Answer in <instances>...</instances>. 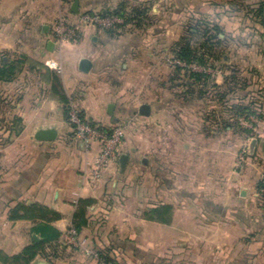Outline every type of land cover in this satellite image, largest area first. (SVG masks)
<instances>
[{
	"label": "crops",
	"instance_id": "1",
	"mask_svg": "<svg viewBox=\"0 0 264 264\" xmlns=\"http://www.w3.org/2000/svg\"><path fill=\"white\" fill-rule=\"evenodd\" d=\"M59 2L0 0V57L15 63L26 58L17 63L19 71L14 80L0 81V122L7 123L0 128V252L13 256L42 242L31 264L38 260L98 264L93 255L77 245L70 232L78 201L91 198L95 202L88 206V224L77 238H86L98 251L110 249L122 264H174L173 257L175 264H199L194 250L197 243L221 253L225 257L222 264H236L230 261L233 250L245 254L242 264H260L264 211L251 209L258 196L257 186L264 178V125L253 136L259 140L254 154L248 150L250 137L240 136L232 142L237 135L231 127L216 129L210 119H201L199 109H193L190 123L183 125L179 108H172L169 97L160 101L141 99L148 97V88L154 87L151 81L158 80L168 94L166 69L159 75L154 73L145 93L137 91L131 100L138 113L142 104H149L151 114L145 117L142 131L128 126L125 129L130 133L123 143L122 153L129 155L125 171L119 173L117 161L104 170L101 178L88 179L85 170L97 146L87 151L71 130L65 104L54 91V74L58 73L46 61L61 64L59 77L68 104H75L88 119L115 123L124 107L116 101L118 89L108 80L113 70L106 68L105 55L97 48V27L81 24L77 41L49 49ZM79 3L81 11V0ZM84 57L93 61L89 72L79 69ZM201 100L197 102L207 107L209 116L213 102ZM110 103L115 105L112 115L108 113ZM49 126L57 127L56 140L34 138L38 128ZM138 133H144L142 146L134 144ZM155 133H160L158 141ZM7 137L10 139L3 141ZM243 147L249 156L237 167V151ZM135 156L140 157V164ZM154 157L159 159L158 166L152 162ZM140 173L143 176L139 178ZM143 182L158 186L154 193L159 195L160 204L172 205L170 223L145 217L153 196L150 190L141 189ZM233 201L245 207L244 215H238L235 221V209L223 205ZM33 205L46 208V214L40 216L34 211L25 217H13L17 207ZM18 213L24 214L22 210ZM246 221L254 226L248 228ZM233 234L239 236L234 248L230 242ZM249 256H254L255 262ZM0 264L7 263L0 259Z\"/></svg>",
	"mask_w": 264,
	"mask_h": 264
},
{
	"label": "rangeland",
	"instance_id": "2",
	"mask_svg": "<svg viewBox=\"0 0 264 264\" xmlns=\"http://www.w3.org/2000/svg\"><path fill=\"white\" fill-rule=\"evenodd\" d=\"M59 1L61 3L59 2L60 6L57 10L56 19L64 12H71L70 5L73 2V0ZM257 1L259 0H81L82 9L78 13H98L107 21V23L102 26L89 23L84 25H92L99 30H97L96 33L99 39L97 48L105 55L104 63L106 64V68L113 70L112 76H110L108 80L113 84L115 89H118L117 92L120 94L116 101L119 104H123L121 106L124 107L121 118L115 123H102L90 119L89 121L95 125H102L103 129L109 133L113 131L114 128L121 127L124 133L122 140L123 144L126 136L128 137L130 134L126 133L125 129L127 126L142 131L145 124L144 121L146 116L142 114L140 116L138 110H134L137 107L131 106V100H133V97L136 95L135 92L139 91L141 93L142 91V94L145 92L148 93V97H144L141 94L143 96L141 97L142 100L153 98L160 101L161 97H169L171 100L170 103L173 106L172 108H179V110L176 111L181 116L180 123L183 125L184 123H190L193 109H199L202 116L201 119H210L211 122L215 124L216 129L230 126L234 134L237 135H234L235 139L233 138L232 142L237 141L240 136H248L251 139L256 133L261 131V127L264 125V116L262 118L257 114L239 116V113L236 114L237 109L233 111L230 106L225 108V104L218 101V96L220 92H225L228 89L229 80L226 82V78L228 79L232 76V73H235L237 77L241 79H249V87H253L254 79L251 74L252 68L264 71V50L262 51L264 45L262 46L256 42L250 45L246 44L242 39H245V35L250 33L251 30L245 29V25H241L240 23V20L245 18L244 14L246 13L245 8L241 9L242 6H240V4L244 6L245 4L256 3ZM213 2L216 3L215 6ZM134 7L144 10L148 9L146 10L147 18L144 23H127L125 18L120 16V14L110 13L119 10V8H123L124 12L129 15ZM105 11L110 14L105 13ZM78 13H74L73 16L76 18ZM250 22L251 21L248 20L245 23ZM217 23L224 27V31L214 28L213 25ZM121 24L123 25L120 26ZM105 29H114V33L111 34L105 31ZM259 29L260 32L258 33L264 32V26L259 25ZM257 36L259 39L262 38L259 34ZM186 41L190 42L194 49L199 51V55H205V64L198 61L187 62L177 57L178 46L183 45ZM262 41L261 43H263ZM59 48H62V45ZM47 62L49 61H46V63ZM56 62L59 63L58 61ZM54 70L57 71L58 75L61 77V64L60 69ZM165 70L168 71V85L166 86L168 88L167 95H165V91L161 87L162 85L160 86L158 80L156 82L151 81L156 88H148L147 86L148 81L154 78V73L159 75V73H164ZM193 71L204 73L201 82L198 80L195 81L192 78L191 72ZM216 80L221 81V84H218ZM213 84L221 85V87L215 88ZM201 89L202 91H206L207 89L209 91L201 96ZM144 90L146 91L143 92ZM257 96H259L258 92L251 90L247 93L246 98H230L228 103L237 105L238 108L240 105H252L250 106L252 110L257 109L264 114V98ZM208 99L213 102L212 109L210 110V118H208V114L206 115V113H208L207 107H202L204 104L202 105L201 102H197L201 100L202 103H205ZM250 101L253 103L249 104ZM261 102L262 107H259L258 105ZM176 104L178 106H175ZM70 110L71 104L68 106L66 118L71 130L76 135V127L74 123L69 120ZM131 110H133V112H131ZM82 114L84 115L83 112ZM2 124L5 126L7 125V123ZM2 124H0V127ZM159 134L160 133H155L156 141L159 139ZM137 135L139 137L137 141L134 140V144L135 146H142L144 142V133H138ZM77 137V139H80L79 136ZM9 139L10 138L7 137L3 139V141L6 140L7 142ZM156 145L159 147V142H157ZM244 149L245 147L237 151V160L235 161L237 167L243 165L245 162H239L240 155L243 153ZM244 156L245 158L248 157V152H244ZM155 157L152 162L158 166L159 159ZM134 160L140 164L139 156H135ZM138 175L139 178L143 176L142 173ZM155 177H159V175L155 174ZM142 185L141 189H146V192L150 190L153 196L148 208L160 204L159 195H156L157 192L154 193L158 186L156 184L148 186L149 183L144 184V182ZM257 192L258 196L251 210L258 212L260 210L264 211V197L262 192L259 191L258 186ZM199 204L207 205L206 202H200ZM223 205L235 209L236 214L233 215V221L239 220L238 215H244L245 207L242 205V207H240L239 203L236 201L227 202ZM240 209L243 214H241ZM246 222L248 228L251 229L250 226H254L253 222ZM237 237L239 236L233 234L232 240L230 241L231 246L233 245L235 247V244L238 242ZM194 250L199 255V264H222L225 258L221 253L216 252L217 250L214 251L211 249L210 246L208 247L197 243ZM242 254V251L234 252L233 250L230 261L233 263L236 262V264H242V256L245 255ZM249 258H251V261L255 262L254 256V259L250 256ZM249 258L245 257L247 262L250 261ZM171 259L175 264V258L173 257ZM220 259L222 260L219 263L218 260ZM260 264H264V251L262 252Z\"/></svg>",
	"mask_w": 264,
	"mask_h": 264
},
{
	"label": "trees",
	"instance_id": "3",
	"mask_svg": "<svg viewBox=\"0 0 264 264\" xmlns=\"http://www.w3.org/2000/svg\"><path fill=\"white\" fill-rule=\"evenodd\" d=\"M213 5L215 6L216 3L213 2ZM241 9L245 8L246 13L245 18H243V20H240L241 25L244 24L245 25V29L251 30L250 33H248L247 35H245V39H242L244 42H246V44H253V43H257L260 45H264V32L258 33L260 32L259 29V25L264 26V0H259L256 3H248L245 4L244 6L240 4ZM133 11L131 13H129V15H127L123 8H119V10L116 11H112L110 12L111 14H120V16L124 17L126 22H135L137 24H142L145 22V19L147 18V13L146 10L144 9H140V8H136L134 7L132 9ZM105 13H109L107 11H105ZM109 13V14H110ZM251 21L250 23H245L246 21ZM210 24V21H209ZM123 24H121L120 26H122ZM212 26V24H211ZM215 29L220 30V31H224V27H222L219 23L213 25ZM105 31L113 34L114 33V29H105ZM259 36H261L262 38L259 39V37L257 36L258 34ZM263 39V41H262ZM261 41L263 43H261ZM259 45V46H260ZM261 46V47H262ZM199 49V48H198ZM264 49H262L263 51ZM177 57H179L182 60H185L187 62H201L203 64H205V55H199V51L194 49V47L191 45L190 42L186 41L185 43H183V45H179L178 46V50H177ZM26 61L25 59H20V60H16L12 61V62H6L4 60L3 57H0V81L3 82H10L12 80L15 79V76L17 74V72L19 71L18 68V64H20V62H24ZM180 68V67H179ZM251 74L253 76L254 79V85L253 87H249V79H241L239 77H237V75L235 73H232V76H230L228 79L226 78V82L229 80V87L225 92H220L219 93V98L218 101L222 102V104H225V108L229 107L235 111L237 109V113H239V116L241 115H246L249 116L251 114H257L259 117H263L264 114L262 112H259V110H255L253 111L252 108L250 106L252 105H240L239 108L237 107V105H232L229 104L228 101L230 100V98H238V99H244L247 97V93H249L251 90L258 92L260 98H264V71H260L258 69H254L252 68L251 70ZM191 76L192 78L196 81L198 80L199 82H201V80L204 77V73H200L199 71H193L191 72ZM54 91L59 95L61 101L65 104V111L66 113L68 112V106H69V98L67 97V95L65 94V92H63L62 90V84H61V80L58 74H54ZM213 87L215 88H220L221 85H215L213 84ZM207 91H209L208 89L205 91H202L201 89V96L204 93H207ZM263 102V101H262ZM262 102L259 103V107H262ZM253 103L252 101L249 102V104ZM259 109V108H258ZM209 113H211V111H209ZM211 117V114H209ZM209 117V116H208ZM1 124V123H0ZM2 127V125H1ZM0 127V128H1ZM258 189L260 192H262V195L264 197V178L260 180L259 184H258ZM95 201L91 198H81L78 201L77 204V208L76 211L74 213L73 216V227L74 229L77 231V233H79L82 228L88 224V206L91 205L92 203H94ZM172 205L171 204H167V203H162V204H157L153 207L148 208L147 210H145V217L147 219H151V220H156L159 222H163V223H170L172 220ZM22 210L24 212V214H19L18 211ZM34 211L39 212L40 216H44L47 212V209L42 207V206H38V205H33V206H19L15 209V214L13 215V217H25L30 213H33ZM42 213V214H41ZM56 217H59V215L57 213H55ZM59 234L57 233L56 236H58ZM42 247V242L33 244V245H29L27 247L24 248V250L16 255L13 256H9L6 254H3L0 252V259L2 261H4L5 263H9V264H16V263H20V264H31V261L35 258V256L37 255V253L39 252V250ZM99 253L103 256H106L107 258L115 261L116 263H119L117 261V259L115 258V256L111 253L110 249H105V250H99Z\"/></svg>",
	"mask_w": 264,
	"mask_h": 264
},
{
	"label": "built area",
	"instance_id": "4",
	"mask_svg": "<svg viewBox=\"0 0 264 264\" xmlns=\"http://www.w3.org/2000/svg\"><path fill=\"white\" fill-rule=\"evenodd\" d=\"M74 13L64 12L55 21L52 33V40L61 46L67 41H77L80 38V25H104L107 23L100 14L81 12L75 18ZM108 20V18H107ZM110 24V22H109ZM48 66L53 69H60V64L54 60L47 62ZM69 120L74 123L76 127V135L79 136L82 145L87 151H93L97 146V153L91 161H88L85 174L88 179L97 180L102 177L104 170L112 163L118 161L122 153L123 129L116 127L110 133L103 129L102 125L92 124L89 119L82 114V111L73 103H71V110L69 112ZM241 153L239 162L245 160L244 152ZM71 235L76 240L77 245L85 249V251L93 255L97 259L98 264H120L103 256L97 249L88 244L86 238H77L75 229L70 230Z\"/></svg>",
	"mask_w": 264,
	"mask_h": 264
},
{
	"label": "water",
	"instance_id": "5",
	"mask_svg": "<svg viewBox=\"0 0 264 264\" xmlns=\"http://www.w3.org/2000/svg\"><path fill=\"white\" fill-rule=\"evenodd\" d=\"M80 10L79 0H74L71 5V12L78 13ZM55 43L54 41H50L48 46L49 49H53ZM93 67V61L89 58H82L79 62V69L83 72H89ZM115 109V105L110 103L108 105V113L113 114ZM140 113L145 116H149L151 114V106L147 103L142 104L139 109ZM59 131L55 126L49 127H40L35 131L34 138L38 141H54L58 138ZM259 140L257 137H252L249 141L248 149L251 154H254L257 148ZM262 151L264 152V141L261 142ZM129 160V155L127 153H121L118 159L119 164V173H123L127 166ZM37 264H49L47 262L38 260Z\"/></svg>",
	"mask_w": 264,
	"mask_h": 264
}]
</instances>
